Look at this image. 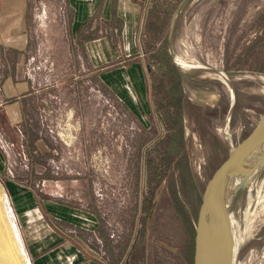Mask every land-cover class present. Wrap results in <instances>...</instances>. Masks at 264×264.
Returning <instances> with one entry per match:
<instances>
[{
	"label": "rangeland",
	"instance_id": "1",
	"mask_svg": "<svg viewBox=\"0 0 264 264\" xmlns=\"http://www.w3.org/2000/svg\"><path fill=\"white\" fill-rule=\"evenodd\" d=\"M31 1L37 10L27 68L39 100L27 107L22 148L15 134L0 132L5 152L0 150L11 162L0 173V228L10 256L27 264L16 242L13 223L19 237L21 228L6 176L25 184L39 202L75 208L78 238L95 255L119 244L121 264H193L188 220L193 230L205 178L228 136L264 107V0H129L140 13L133 43L139 53L98 71L136 62L150 68L144 116L127 85L130 98L122 97L139 116L103 86L98 73L86 72L85 55L70 45L65 0ZM112 33L114 53L123 52L119 31ZM152 60L171 74L152 76ZM205 91L219 95L213 107L197 101ZM157 113L165 122L176 118L174 127H166L173 132L164 135ZM263 171L233 199L234 264H264ZM85 212L99 219L100 231L85 228L79 219Z\"/></svg>",
	"mask_w": 264,
	"mask_h": 264
},
{
	"label": "crops",
	"instance_id": "2",
	"mask_svg": "<svg viewBox=\"0 0 264 264\" xmlns=\"http://www.w3.org/2000/svg\"><path fill=\"white\" fill-rule=\"evenodd\" d=\"M64 3L69 11L67 28L70 45L80 48L85 55L86 72L89 74V70L93 69L98 73L103 86L111 89L121 103L139 116L134 103L122 97L125 95L130 98L125 88L127 85L144 116V111L148 113L144 104L145 72L149 73L145 65L143 67L140 62L128 67L120 64L108 71H98L116 60L125 63L123 56L139 53L137 45L133 44L140 17L139 9L129 0H65ZM36 10L31 0H0V132L15 134L21 148L22 143L28 142L25 126L27 107L30 102L39 100L36 80L27 68ZM113 31H119L116 36L121 39L123 52L113 51ZM90 35L93 39H87ZM153 66L156 67L155 64ZM157 73V78H162L159 70ZM165 123L168 124L167 121ZM6 141L12 144L11 138ZM3 147L1 144L0 149L5 152ZM4 155L0 150L1 174H5V166L11 163ZM4 183L21 228L20 237L30 264H121L116 254L119 244H110V250L105 249L107 254L103 256L101 253V256L95 255L78 238L75 208L46 199H40V203L37 194L34 195L25 184L8 176L4 177ZM89 213L85 212L79 219L83 220L86 229L100 231L99 219L98 223Z\"/></svg>",
	"mask_w": 264,
	"mask_h": 264
},
{
	"label": "water",
	"instance_id": "3",
	"mask_svg": "<svg viewBox=\"0 0 264 264\" xmlns=\"http://www.w3.org/2000/svg\"><path fill=\"white\" fill-rule=\"evenodd\" d=\"M218 100L219 95L215 92H202L197 98L199 104L208 107H213ZM157 118L165 135V121L160 113H157ZM259 140H264V107L227 138L223 150L205 178L193 224V264H224L220 239L227 227L233 199L242 187L235 190L234 183L231 184L226 202H223V189L225 182L230 180L231 169L239 155Z\"/></svg>",
	"mask_w": 264,
	"mask_h": 264
},
{
	"label": "bare ground",
	"instance_id": "4",
	"mask_svg": "<svg viewBox=\"0 0 264 264\" xmlns=\"http://www.w3.org/2000/svg\"><path fill=\"white\" fill-rule=\"evenodd\" d=\"M176 62L179 64L188 65V66L201 67L199 64H191V63H186V62L177 61V60ZM263 166H264V140H259L256 143H254L248 150H246L244 153L239 155V157L235 161L231 169L230 180L225 182V186L223 189V202H226L228 199V196L230 194L231 184L234 183L235 190H237V188L245 186L259 172V170ZM1 228H0V264H14L15 261L10 256L11 252H9L10 250L8 251V246H7L8 243L6 240L7 237H5V234L4 232H2ZM13 228L15 230V236L17 240L16 242L19 245V249L22 255L24 256L26 263L29 264L14 223H13ZM220 244L222 246V249L220 251L224 256V261H226L224 262V264L226 263L234 264V261L236 259L235 256H236L237 249H238V242L235 236V223L233 220L232 213H229L227 217V227L225 228L224 233H222L221 235Z\"/></svg>",
	"mask_w": 264,
	"mask_h": 264
},
{
	"label": "flooded vegetation",
	"instance_id": "5",
	"mask_svg": "<svg viewBox=\"0 0 264 264\" xmlns=\"http://www.w3.org/2000/svg\"><path fill=\"white\" fill-rule=\"evenodd\" d=\"M150 63H153V64H155L156 65V69L157 70H155L154 72H151L152 73V75H155V73H157L158 72V70H159V72L160 73H162V75L163 76H166V75H168V74H171L170 72H167V71H163V69H165L164 67H165V65H164V63L162 62V61H156V60H152V61H150ZM169 70H170V68L169 67H167ZM149 69V71H150V68H148ZM158 81H160V80H158ZM154 83V82H153ZM154 84H156V86L158 87V84L159 83H157V81H155V83ZM185 89H183V92H185L184 91ZM182 92V93H183ZM182 99H183V97L181 98V101H182ZM184 104H185V102L184 103H181V114H182V111L184 112V111H186V110H184ZM189 111L190 112H192V113H195V109L194 108H192V107H190V109H189ZM181 117H182V115H181ZM176 118H173L172 117V123L166 118V121H167V125H166V127L167 126H172V127H174L176 124L175 123H177V120H175ZM182 121V120H181ZM174 130L173 129H171V128H169V130L167 129V133H170V132H173ZM170 138L168 137V134L166 135V137H165V141H168ZM164 140L162 141V142H164Z\"/></svg>",
	"mask_w": 264,
	"mask_h": 264
},
{
	"label": "trees",
	"instance_id": "6",
	"mask_svg": "<svg viewBox=\"0 0 264 264\" xmlns=\"http://www.w3.org/2000/svg\"><path fill=\"white\" fill-rule=\"evenodd\" d=\"M111 29H114V28L111 27ZM87 39H93V36L90 35V36L87 37ZM169 99H170V98H169ZM171 100H172V99H171ZM168 104L171 105L169 101H168ZM163 161H165V159H163ZM159 167H161V166H159ZM184 212H185V211H184ZM193 212H195L194 208H193ZM193 212H192V214H193ZM184 216H185V214H184ZM191 223H192V222H191ZM189 224H190V223H189V220H188V235H189V236H188V239H189L188 242H190L189 244L191 245V244H192L191 239H192L193 230H192V227H191L192 224H191L190 226H189ZM190 255H191V254H190Z\"/></svg>",
	"mask_w": 264,
	"mask_h": 264
}]
</instances>
